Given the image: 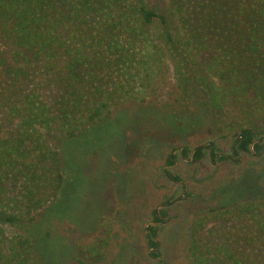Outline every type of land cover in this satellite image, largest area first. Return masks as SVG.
I'll return each mask as SVG.
<instances>
[{
	"label": "trees",
	"instance_id": "trees-1",
	"mask_svg": "<svg viewBox=\"0 0 264 264\" xmlns=\"http://www.w3.org/2000/svg\"><path fill=\"white\" fill-rule=\"evenodd\" d=\"M196 89L245 142L264 132V0H0V264H39L26 230L63 185L60 139L128 104L181 119ZM89 236L94 264L109 228ZM187 254L264 264V194L200 217Z\"/></svg>",
	"mask_w": 264,
	"mask_h": 264
},
{
	"label": "rangeland",
	"instance_id": "rangeland-1",
	"mask_svg": "<svg viewBox=\"0 0 264 264\" xmlns=\"http://www.w3.org/2000/svg\"><path fill=\"white\" fill-rule=\"evenodd\" d=\"M190 101L191 113L181 119L128 104L78 135L59 140L63 185L54 203L26 230L39 264H89L79 253L80 245L91 243L89 233L100 224L109 228V237L105 253L94 264H150L143 223L152 205L172 190L162 171L171 146L213 141L226 150L240 133L236 113L227 109L217 114L202 90L192 91ZM241 118L239 114L238 123ZM179 170L189 190L208 200L189 198L177 204L180 215L164 229L171 242L164 249L172 264H193L184 243L175 244L189 238L200 217L262 199L264 154L218 165L205 159L181 164Z\"/></svg>",
	"mask_w": 264,
	"mask_h": 264
},
{
	"label": "flooded vegetation",
	"instance_id": "flooded-vegetation-1",
	"mask_svg": "<svg viewBox=\"0 0 264 264\" xmlns=\"http://www.w3.org/2000/svg\"><path fill=\"white\" fill-rule=\"evenodd\" d=\"M261 135L262 133L257 134L250 140L247 138L249 142H245L246 138L244 135L238 133L226 150L219 148L213 141L191 147L186 144H174L171 146L162 171L166 179L173 185L172 190L165 193L159 203L152 205L149 209L148 218L143 223L146 259L151 261L150 264H172L168 252L164 249L166 247L170 248L171 242L163 235V232L166 226L176 222L179 218L180 214L176 212L178 209L177 204L185 202L189 198L208 200V198H203L199 193L189 190V182L183 178L184 171L179 170L180 165L198 163L205 159H208L214 165L225 161L239 163L245 157L262 155L264 154V136ZM190 239L191 235L189 233L187 240L183 239L175 245L182 246L184 243V247L187 248L190 244Z\"/></svg>",
	"mask_w": 264,
	"mask_h": 264
}]
</instances>
